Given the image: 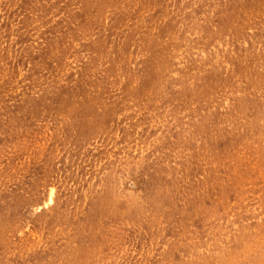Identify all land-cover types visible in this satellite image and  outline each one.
<instances>
[{"label": "rangeland", "instance_id": "obj_1", "mask_svg": "<svg viewBox=\"0 0 264 264\" xmlns=\"http://www.w3.org/2000/svg\"><path fill=\"white\" fill-rule=\"evenodd\" d=\"M0 264H264V0H0Z\"/></svg>", "mask_w": 264, "mask_h": 264}, {"label": "bare ground", "instance_id": "obj_2", "mask_svg": "<svg viewBox=\"0 0 264 264\" xmlns=\"http://www.w3.org/2000/svg\"><path fill=\"white\" fill-rule=\"evenodd\" d=\"M250 14H251V13H250ZM104 28H105V27H104ZM2 40H3V39H2ZM214 43H215V42H214ZM216 47H217V46H216ZM182 50H183V48H182ZM10 58H11V57H10ZM104 59H105V58H104ZM69 61H70V60H69ZM1 65H2V64H1ZM93 70H94V69H93ZM65 72H66V71H65ZM127 77H128V76H127ZM151 92H152V91H151ZM212 105H213V104H212ZM96 106H97V105H96ZM28 153H29V152H28ZM53 189H54V188H53ZM81 189H82V188H81ZM59 194H60V193H59ZM48 196H49V195H48ZM50 196H51V195H50ZM50 196H49V197H50ZM50 199H52V198H50ZM48 203H49V202H48ZM18 233H19V232H18ZM226 237H227V236H226ZM221 240H222V239H221ZM221 240H220V241H221ZM221 242H222V241H221ZM145 257H146V256H145ZM136 258H137V257H136Z\"/></svg>", "mask_w": 264, "mask_h": 264}]
</instances>
